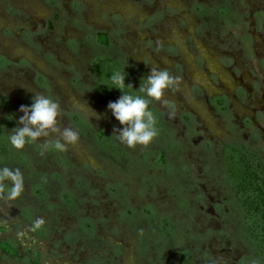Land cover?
Masks as SVG:
<instances>
[{
	"label": "rangeland",
	"instance_id": "obj_1",
	"mask_svg": "<svg viewBox=\"0 0 264 264\" xmlns=\"http://www.w3.org/2000/svg\"><path fill=\"white\" fill-rule=\"evenodd\" d=\"M241 1L264 10V0H235V10ZM182 4L0 0V137L7 138L9 154L3 157L0 149V168H20L24 177L21 197L0 201V242L17 250L16 258L0 253V264H32L36 256L39 264H152V259L154 264H178L174 260L187 251L189 264H237L251 253L231 225L239 220V210L218 145L250 141L264 155V136L256 142L248 135L251 131L239 126L244 117L257 129L264 126V77L255 60L249 67L242 64L245 44L238 41L244 34L249 48L253 37L257 53L264 40L263 16L260 28L246 19V29H219L212 40L194 33L201 26L182 12ZM157 11L159 22L146 31L144 21ZM98 31L108 33L107 45L96 40ZM162 43L167 47L161 48ZM121 54L122 60L127 56L144 69L143 82L152 65L182 78L164 97L175 109L174 118L159 102L149 106L169 133L162 131L154 143L134 149L114 133L123 125L107 105L117 95L91 71L100 59ZM235 57H240L237 68ZM237 87L243 90L240 98ZM34 92L60 104L59 127L78 131V142L66 151L49 148L41 155L43 138L22 150L10 144L12 129L22 127L19 109L31 106ZM215 94L228 97L227 118L218 117L206 103ZM181 112L193 118V126L185 129L178 121ZM65 193L79 202L65 205ZM37 218L44 223L34 229Z\"/></svg>",
	"mask_w": 264,
	"mask_h": 264
},
{
	"label": "clouds",
	"instance_id": "obj_2",
	"mask_svg": "<svg viewBox=\"0 0 264 264\" xmlns=\"http://www.w3.org/2000/svg\"><path fill=\"white\" fill-rule=\"evenodd\" d=\"M125 77V71H115L111 74V86L108 87L119 89L123 94L117 101L109 102L107 107L123 125L122 130L114 129L116 138L134 149L137 145L147 146L159 134L156 127L157 118L149 108L153 101L169 107V118L175 117L174 107L169 105L164 97L167 90L179 87L182 78L174 76L166 68L152 65L150 74L138 89V92L144 95L134 96L124 92L126 87H132L125 84ZM19 111L23 113L18 121L22 127L12 129L9 136V142L15 149L22 150L27 143H35L43 138L39 145L43 155L49 148L63 152L67 150L68 145H75L78 142V131L69 127H59L60 104L48 96L34 92L31 106L21 105ZM53 135L59 138L47 139ZM23 192L24 177L20 168L12 169L7 166L0 168V201L5 203L15 201ZM43 223L42 218H37L33 228L38 229ZM251 264L257 262L253 260Z\"/></svg>",
	"mask_w": 264,
	"mask_h": 264
},
{
	"label": "flooded vegetation",
	"instance_id": "obj_3",
	"mask_svg": "<svg viewBox=\"0 0 264 264\" xmlns=\"http://www.w3.org/2000/svg\"><path fill=\"white\" fill-rule=\"evenodd\" d=\"M142 1H143V4H145V3L147 4V1H149V0H142ZM180 1L183 3L182 7L185 8V11H182V12H185L186 15L190 19H192L194 17L199 22V25L201 26L198 28L196 27L194 33L197 34V32L199 31L200 33H202L203 37L206 36L207 38L212 39V40H213L214 34L218 33L219 29L220 30L222 29V31H224L225 28L227 29L230 26L234 27L235 25H238L237 28L239 27L242 30L246 29V27H245L246 19H249V20L254 19V21L256 22L255 25H257V28H260V24L263 25V22L261 21L262 22L261 23L260 20H262V19L264 20V10L262 9V7H259L257 4L256 5L251 4V7H250V5H249V7H247V5H248L247 1H241V7L237 8V10H235V8H236L234 5L235 0H180ZM244 3H245V5H244ZM142 7H143V9H150V8H147V6H145V5H143ZM153 12H152V15H154V13H155V12L154 13ZM159 13L160 12L157 11V14L154 15L155 17L154 16L152 17V15H151L148 19H146L144 21V23L146 24V26H145L146 31H149L150 26H154L152 24L159 22V20L156 18V17H158ZM260 16H263L262 19L260 18ZM179 19L180 18L178 16V18H175L174 21L178 22ZM249 26H251L250 22H249ZM99 33L105 35V37L107 39V44H108L109 43L108 33L105 31H98L95 34L96 40H97V35ZM194 33H193V29H191V31L189 33L187 32V34H190L191 43L195 41L194 40V37H195ZM210 34H211V36H210ZM185 35H186V33H185ZM240 39L238 40L239 43L245 44L242 46L243 48L241 49V53H242L241 57H242V62H243L242 64L247 65L249 67V66H251L250 63H252L253 60H255L257 63V66L259 68V73L261 74V76L264 77V53H263L264 52V40H261V42L258 41L260 44L257 46V48H259L260 52L258 51L256 53L255 48H254L255 47V39L253 37L251 38V42H250L251 45L249 48H247V43H245L247 41V36H245L243 34V36ZM153 46H155V44H153ZM164 46L167 47L166 45H164L162 43V45L160 47L165 48ZM260 55H262V56H260ZM118 56L119 57L121 56V58L117 59V57H115L116 59L112 60L116 69L120 68V71H126L125 65L127 64L131 68L130 74L139 75L140 78L143 77V79L145 78L144 76H146V74H145L144 69L141 66H139L137 64L134 65L127 56L125 57V61L122 60V57H124V56H122V54L118 55ZM235 56H239V55L236 54ZM239 58L235 57L234 63H235L236 68L238 67ZM236 68H235V70H237ZM91 71L93 73H95L94 72L95 70L93 68ZM92 72H91V74H93ZM170 73L172 74L173 72L171 71ZM141 80H142V78H141ZM138 82H139V80H138ZM192 88L194 89V87H192ZM235 94L237 95L238 98H240L243 95V90L241 89V87H237L235 89ZM228 102H229V99L224 94H215V95L208 97L206 100V103L211 107L212 111L215 114H217L218 117H220V118H227ZM177 117H178V121L184 125L185 129L190 128L195 123L193 118H191V116L185 112H181L179 115H177ZM239 126L241 128L244 127L246 130L251 131V133L248 135L250 136V139H252L256 142L259 141L258 139L260 137L264 136V126H260V128L257 129L258 126L254 125L251 122V119L248 117H244L242 119V124H240ZM239 126L235 127L236 131L240 129ZM256 130H258L259 134L256 132ZM243 131L244 130H242V132ZM226 144L234 145L236 148H238L240 146L246 147L252 153L250 158H264V155L256 148L255 145H252L250 141L249 142H243L242 140L237 139V140L228 141V143H226ZM226 144L218 145L219 146L218 148L221 149L220 151H222L224 149ZM212 149L214 150L215 147H212ZM220 156H221V158H224L223 153ZM216 205L218 206V204H216ZM238 219H239V217H238ZM239 221L240 220H237V218H236L234 222H239ZM227 223H230V221ZM237 231H238V229L236 228L235 236H237L238 241H243V240L245 241V238L241 234H239V232H237ZM246 244H248V243H246ZM189 253H191V252L187 251L186 252L187 255L182 253L181 257H179L178 261L176 259L174 260L175 263L178 262V264H182L181 262H183V264H189L190 263V262H188L189 258H190V260H192L191 255ZM184 255H186V256H184ZM253 260H255L258 264V261L255 258V255L253 253V248L251 247V253L248 252L247 254L243 255L242 257H239V259L237 260V264H251V262ZM149 261H151V259H149ZM166 262H167V260H166ZM151 263L154 264L153 259H152Z\"/></svg>",
	"mask_w": 264,
	"mask_h": 264
},
{
	"label": "trees",
	"instance_id": "obj_4",
	"mask_svg": "<svg viewBox=\"0 0 264 264\" xmlns=\"http://www.w3.org/2000/svg\"><path fill=\"white\" fill-rule=\"evenodd\" d=\"M97 41L102 45L107 44V39L104 34L99 33L97 35ZM94 67V74H96L99 83H102V87L105 86L108 92L111 91L110 94L115 93L113 96L117 95V98L115 97L117 101L123 93L119 89L114 87L109 88L108 86H111V74L115 71H120V68L116 69L112 60L108 58L100 59ZM125 74V84H130L132 87H126L124 92L134 96L137 95V90L140 87L139 83H141L140 81L143 82V77H141V80L139 75H132L129 71H125ZM156 127L159 131L158 135L162 134V131L169 133L167 124L160 119L157 120ZM5 139L7 138L1 139L0 137V149L3 152V157L6 155L9 156L7 154L8 150L5 149ZM109 145L112 144L110 143ZM120 150L121 147H119ZM222 153L224 155L222 159L224 165L223 172L226 175L228 185L231 189L235 206L239 210L241 235L250 247L253 248V253L258 264H264V159L250 158L252 153L243 146L236 148L234 145L226 144ZM65 194V205L70 206L74 200L75 203L79 202L77 199H69L67 193ZM70 209V213H72L74 206L72 208L70 207ZM231 225L236 232L237 226L235 222L233 221ZM0 253L11 258L17 257V250L6 242H0ZM32 264H39L37 256L32 261Z\"/></svg>",
	"mask_w": 264,
	"mask_h": 264
}]
</instances>
